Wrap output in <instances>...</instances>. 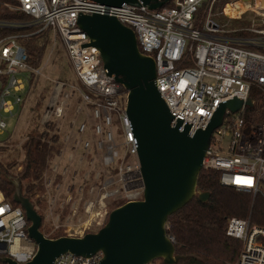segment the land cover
Instances as JSON below:
<instances>
[{
  "label": "built area",
  "instance_id": "built-area-1",
  "mask_svg": "<svg viewBox=\"0 0 264 264\" xmlns=\"http://www.w3.org/2000/svg\"><path fill=\"white\" fill-rule=\"evenodd\" d=\"M216 1L173 0L171 7L149 11L141 3L112 8L92 0H0V136L7 134L5 118L12 117L16 108L23 113L26 99L20 95L24 85L19 77L29 72L35 81L40 75V70L29 66L28 54L20 44L37 35L61 44L78 83L70 85L80 100L77 113L83 115L87 105L93 106L87 111L93 122L86 118L70 122L63 148L44 174L46 238L57 234L81 238L97 232L113 209L142 200L144 190L134 134L125 114L126 92L105 74L97 49L77 26L78 17L113 16L133 31L139 52L155 62V86L170 115L174 122L188 125L192 136L206 128L221 104L252 100L253 89L264 96V5L257 8L256 0H246L248 8L232 17L225 8L245 0H227L213 11ZM224 20L229 25L219 24ZM233 20L243 25L232 26ZM65 86L56 83L51 111L44 114L41 125L62 118L70 99ZM247 109L251 108L225 111L221 125L211 134L201 171L219 173L223 187L264 197V121L246 119ZM84 165L104 169L94 170V183L86 192L83 182L89 181L91 171L79 174L78 168ZM93 186L101 191L95 196L91 195ZM27 228L22 208L12 207L0 191V258L18 264L32 259L36 247L27 237ZM226 235L241 243L235 264H264L263 227L248 219L230 218ZM166 236L174 245L173 237ZM102 257L101 252L88 258L66 253L53 264H100Z\"/></svg>",
  "mask_w": 264,
  "mask_h": 264
},
{
  "label": "water",
  "instance_id": "water-1",
  "mask_svg": "<svg viewBox=\"0 0 264 264\" xmlns=\"http://www.w3.org/2000/svg\"><path fill=\"white\" fill-rule=\"evenodd\" d=\"M104 7L141 3L155 11L171 0H92ZM77 26L99 53L103 70L126 92L125 114L131 124L137 158L144 182L142 200L113 209L104 226L81 238H46L40 231L41 217L33 204L13 181V201L24 211L30 224L27 237L35 247L32 259L24 264H53L60 255L70 253L88 258L98 252L100 264H163L185 262L188 257L175 255L174 245L166 236L165 224L194 198L205 202L208 193L197 188L201 162L211 134L224 118L226 110L238 112L242 106L252 108L253 101L237 99L221 104L205 129L189 136L190 127L170 115L155 86L156 68L151 57L138 50L133 31L113 16L81 14ZM0 264H18L8 257Z\"/></svg>",
  "mask_w": 264,
  "mask_h": 264
},
{
  "label": "trees",
  "instance_id": "trees-1",
  "mask_svg": "<svg viewBox=\"0 0 264 264\" xmlns=\"http://www.w3.org/2000/svg\"><path fill=\"white\" fill-rule=\"evenodd\" d=\"M227 0H217L213 11L221 7ZM171 0L164 7H171ZM232 26H242L239 21H231ZM28 54V64L33 70H41V61L47 49L48 40L45 36L37 35L22 41ZM30 83L33 74L30 75ZM61 81L66 86L67 81ZM31 85V84H30ZM75 85H78L76 82ZM64 89H67V87ZM51 90H46L49 93ZM47 94H42L35 105L30 108L35 114L33 129L22 142L20 149L23 158L20 161H10L5 166L0 165V191L4 199L12 207H19L13 201V181L20 184L22 195L33 204L34 210L41 217L40 229L44 226L43 210L45 202L44 174L51 167L54 158L63 148L64 134L59 130L55 121L40 125V110L43 109ZM250 97L255 106L247 109L246 119L264 121V96L256 89L251 91ZM94 100L96 98H93ZM76 98V104H79ZM46 108V105L44 109ZM44 109L42 111H44ZM92 105H87L86 110L91 111ZM65 113V112H64ZM84 120V118H81ZM42 126V130L39 128ZM117 130V122L113 126ZM1 151H7L5 146ZM264 158V153H263ZM20 168V171H17ZM85 167L78 168L79 174L85 172ZM94 171L89 174V181L83 182L86 192L89 185L93 184ZM114 175V171H111ZM103 175L100 176L102 180ZM99 180V181H100ZM59 178L56 179L57 183ZM99 181L97 183H99ZM197 188L202 193H208L209 198L200 202L194 198L180 211L167 220V234L174 239L175 255L188 257L185 262L177 264H235L238 259L241 243L237 239L226 235V225L230 218L248 219L251 224L264 228V197L261 194L253 196L250 193L240 192L230 187H223L219 183V173L201 171L197 178ZM27 222V227H29ZM41 231V230H40ZM42 232V231H41ZM53 236V239L61 237ZM150 264H163L156 260Z\"/></svg>",
  "mask_w": 264,
  "mask_h": 264
},
{
  "label": "rangeland",
  "instance_id": "rangeland-1",
  "mask_svg": "<svg viewBox=\"0 0 264 264\" xmlns=\"http://www.w3.org/2000/svg\"><path fill=\"white\" fill-rule=\"evenodd\" d=\"M256 4H257V0H256ZM246 18H249V15L246 16ZM219 24L229 25V23L225 20L223 21V23L219 22ZM259 24L260 25L262 24L260 20H259ZM229 28H231V26H229ZM35 30L36 29H34L33 31ZM18 34H21V32H18ZM46 39L48 40V45L41 61L40 75L38 76L37 80L32 82V85L33 83L35 84L31 87L29 86V80H31L28 76L29 72H27L26 74V76L29 79H27L26 76L19 77L24 85V90L20 92V95L24 100L26 99V101L25 103H23L24 105L22 104V109H23L22 114H20L16 108L12 117L5 118V122L7 125V129H6L7 134L0 136V145L2 144V142H6L4 145L7 148V151L0 152V165L2 166H5L7 162L13 160L15 161L22 160L23 153L20 149V146L24 141L25 137L31 131V129L34 128L33 124H34L35 114L31 113L30 108L32 109V107L35 105L36 101L42 94L43 95L45 93L47 94L44 104V107L46 105V108L44 109L43 107L44 111H42L43 109L40 110V113L42 114L40 121V125H41V123L43 122L44 114L46 112L50 113L51 111V107L49 106V104L53 97L54 87L56 83L61 82V81H57L58 79L62 81H67L69 86L65 91H67L70 95V99L66 101V103L64 104L65 113L63 112V116L61 119L55 121L56 124L58 125L59 130L64 135L67 134L69 132L70 122L80 121L81 118H86L88 123L93 122V120L89 118V114H87L88 113L87 111L83 113V115L82 113L78 114L76 111L79 105L76 104V90L74 88H71L70 86V85H73V87L77 86L75 85L76 80L72 72L71 66L69 65L68 60L65 56V53L62 50L61 44L58 41L57 42H54L53 40L50 41L47 36ZM20 44H22V41H20ZM47 89L51 91L47 93L46 92ZM39 130L40 131L42 130V126L39 128ZM113 134L116 136L115 129H113ZM65 150L67 151V149ZM85 168H86L85 171L87 173L91 170L93 171L95 170L96 172L104 171V169L101 168L100 166L97 168L91 166H85ZM17 171H20V168H17ZM69 184H70L69 182L66 183V185ZM93 188L94 190L91 193V195L95 196V194L97 195L98 193L101 192L97 190V186H93ZM113 188H116V186H114ZM40 230L42 231L43 234L49 235V231H48L49 226H47V224H44V226Z\"/></svg>",
  "mask_w": 264,
  "mask_h": 264
},
{
  "label": "bare ground",
  "instance_id": "bare-ground-1",
  "mask_svg": "<svg viewBox=\"0 0 264 264\" xmlns=\"http://www.w3.org/2000/svg\"><path fill=\"white\" fill-rule=\"evenodd\" d=\"M264 5L260 0H257V4L256 7L257 8H261V6ZM248 1H237L233 7L231 6H227L225 8V13L228 16H232V17H238L242 11H244L245 9L248 8Z\"/></svg>",
  "mask_w": 264,
  "mask_h": 264
}]
</instances>
